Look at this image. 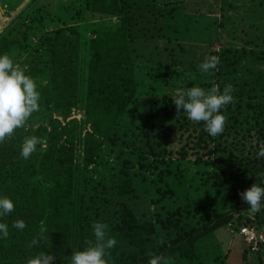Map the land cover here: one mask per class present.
I'll return each instance as SVG.
<instances>
[{"label":"trees","instance_id":"16d2710c","mask_svg":"<svg viewBox=\"0 0 264 264\" xmlns=\"http://www.w3.org/2000/svg\"><path fill=\"white\" fill-rule=\"evenodd\" d=\"M216 1L221 16L200 28L197 0H73L72 24L48 18L47 10L29 0L31 6L11 21L21 19L20 37L10 38L11 22L6 25L0 56L15 51L21 58L14 63L37 82L41 109L0 144V198L15 205L0 218L9 226L8 238H0V264H27L41 251L55 256L84 251L86 241L95 240L92 225L98 221L117 240L104 257L107 264H149V253L169 257L172 264H203L198 243L206 234L221 226L264 225V208L248 215L240 196L255 183L264 187V157L257 158L264 146V99L232 93L235 103L221 110L224 132L212 137L204 122L188 119L183 109L177 115L175 95L163 92L175 81H187L180 89H210L214 80L222 92L233 86L237 63L264 64V51L257 49L264 46L259 31L264 23H257V13L231 31L232 44L213 52L220 59L218 71L201 78L194 61L183 59L182 41L205 31L212 42L217 28L225 30L228 10L240 9L238 0ZM256 6L264 12V0ZM96 16L100 20L92 22ZM90 21L93 27L84 31L80 25ZM146 45L154 52L146 55ZM248 84L245 79L243 87ZM75 112L79 120L71 118ZM230 133L232 139L240 135L238 147L227 148ZM31 136L45 143L25 160L21 148ZM246 137L255 138L257 153L241 148ZM116 138L127 152L118 149V165L108 168L110 183L92 181L89 173L102 152L117 151ZM176 138L197 150L189 156L173 148ZM134 178L148 182L142 186L151 205L148 217L131 204L139 197ZM17 220L26 223L22 231L11 227ZM41 233L45 239L29 247Z\"/></svg>","mask_w":264,"mask_h":264},{"label":"rangeland","instance_id":"374dc122","mask_svg":"<svg viewBox=\"0 0 264 264\" xmlns=\"http://www.w3.org/2000/svg\"><path fill=\"white\" fill-rule=\"evenodd\" d=\"M26 1L29 0H1V9L6 10L7 12L6 16L5 13H1L0 15L2 25L4 21L5 23L8 20L11 22L16 17L18 12H20L24 8H22L21 6ZM72 1L73 0H34L35 6L37 5L40 8H44V10L48 11V13L46 14V16L48 15V18L53 15L54 17L64 20L67 24H72L73 22L76 23L75 18H73V14L75 13L74 7L77 3L73 4ZM197 3H199L200 6V8L196 6L198 11L197 20L200 23L198 25V28H200L203 23L212 21V19L216 15L218 17L221 16L219 12V6L217 4L218 2L216 0H197ZM256 4L257 0H238V2H236V6L240 8L239 11L235 12L233 10H228L224 22L225 24L223 25L225 27V30H221L220 32V30L217 28V37L216 39H213L212 42H207L205 40L204 31L202 32L203 34L201 35V37H190L188 40L182 41L180 43L181 47L184 49L183 59H185L186 61H194V64L197 66V71L201 74V78H203L206 74L200 70L199 66L203 62H205L208 57L213 56V52L221 49L222 46L227 47L230 43L232 44L234 42V34L231 33L233 29L238 32L240 26L244 23H247L250 18L255 17L256 13L258 14L257 23L260 25L264 23V12H261L260 10H258L257 12ZM27 6H31V3L27 4ZM19 8L20 10H17ZM200 14L201 16H199ZM5 18L7 19L5 20ZM98 20L100 19H98V16H96L93 18L92 22H98ZM20 21L21 19H17L16 21H13L9 24L6 32L8 33V36H10V38L16 39L20 37L23 30ZM112 21L116 22V19H112ZM90 23L91 21L89 23L81 24L80 26L84 31H89V26H92V24ZM85 26L87 27L84 29ZM108 27H111V25ZM5 28L6 24L3 29L1 28L2 31L0 29V34L5 33ZM212 29L214 31L215 26L212 27ZM259 31H264V26L263 29ZM33 39L36 40L37 35H34ZM138 40H135L133 42V45L137 43ZM147 46L148 45L144 47L145 54L148 55L150 53H153L155 50L153 49V45L152 47H149V50L146 49ZM162 47L163 45H160L159 50L162 49ZM257 49L260 51H264V46H261ZM15 54L16 52L13 51L10 55L13 61L20 60L21 58L18 59V57H15ZM221 61L226 62L227 60ZM237 67L239 68V73L236 75V79H234L233 94L237 93L243 99H247L248 97L251 98L252 95H254L257 99H264V83L262 79V76H264V64L262 63L260 66H253L247 65L245 62H242L240 63V65L239 63H237ZM256 67H258V69H256ZM181 68L182 67H180L179 69ZM250 75L252 77H250ZM254 75L260 78H256ZM245 79L249 81L248 87L246 88L243 87V85L245 84ZM186 82L187 81L183 83H179L178 81L171 82L168 87L163 88V92L168 93L169 91L171 95H176L177 90H179L180 87L184 86ZM213 83L215 85V80L213 81ZM242 92L243 94H241ZM71 118H76L77 120H79L81 116L80 114L75 112L73 113V116H71ZM175 133V137H177L178 132L175 131ZM232 136L233 133H230L225 137V141H228L226 142L228 149H231L233 145L235 147V144H237L238 147V142L242 141L239 140L240 135H236L238 137L236 139H232ZM125 140L129 141L128 138H126ZM170 140L171 135L168 137V141ZM177 140V138L174 140V144L172 145V147L183 151L184 153H186V155L188 154L189 156H192L197 150L195 149V144L187 146L185 145V142L177 143ZM115 141L117 144V148L115 149H117V151L113 150L112 152L107 149L106 151L102 152L101 158H99V162L96 164V169L92 170L89 173V176L93 177L91 178L92 181L98 182L99 179H101L100 181L104 184L110 183V179L108 176L110 172L108 171V168L110 166L113 167L114 165H118V162L115 159L116 155L118 154V149L122 148L123 151L125 150V152H127V148L121 144L120 138H116ZM136 146L141 145L138 144ZM254 146L255 138L246 137L245 140H243L241 148L243 147V149H246L251 147V149H254L257 153L258 148H254ZM131 159L132 164L134 165V169H136V158L132 156ZM144 175L147 176L148 174L144 172ZM139 180L140 178L133 179L138 189L139 197L132 199L131 204L139 215L148 217L151 214V205L148 199V194L144 193V187H142L145 186L147 188L148 182L142 183ZM249 214L250 213H248V215ZM198 249H200V252L202 254L201 259L203 264H264V249L262 248L258 253L251 251L247 247V245L241 241V239L239 240V238L237 239V237H234L231 234L230 228L228 226H221L215 229L212 233H208L204 237H202L198 243ZM72 254L73 253L62 251L60 254L56 255L54 264H71Z\"/></svg>","mask_w":264,"mask_h":264},{"label":"clouds","instance_id":"9594fccd","mask_svg":"<svg viewBox=\"0 0 264 264\" xmlns=\"http://www.w3.org/2000/svg\"><path fill=\"white\" fill-rule=\"evenodd\" d=\"M220 59L218 56H210L199 67L204 73L218 71ZM37 82L25 72L13 59L5 54L0 56V144L13 137L17 129L23 128L26 122L41 109V94L37 90ZM234 88L231 84L224 87L221 92L218 85L210 89L193 86L187 89H179L172 99L177 115L180 110L187 114L188 119L195 122H204V130L212 137H217L224 132L227 122L226 116L221 114V110L229 104L235 103L232 95ZM44 139L36 136L25 137L21 148V156L27 160L37 151L38 145H43ZM264 157V146L258 152L257 158ZM241 199L249 207L250 214L255 215L264 208V187L253 184L249 189L240 193ZM15 210V205L8 197L0 198V218L10 215ZM12 228L23 230L26 223L17 220ZM94 242L86 241L89 245L84 251H73L71 264H107L104 258L108 255V250L114 248L117 240L109 236L108 225L103 222H95L92 225ZM9 236V226L0 222V238L7 239ZM45 239L43 233L38 238L31 241L29 247H35L40 240ZM149 264H172L169 257L164 255H154ZM55 255L39 252L27 261V264H54Z\"/></svg>","mask_w":264,"mask_h":264},{"label":"built area","instance_id":"2783aa9c","mask_svg":"<svg viewBox=\"0 0 264 264\" xmlns=\"http://www.w3.org/2000/svg\"><path fill=\"white\" fill-rule=\"evenodd\" d=\"M229 228L231 234L241 239L251 251L258 252L260 247L264 246V225H243L237 230L232 226Z\"/></svg>","mask_w":264,"mask_h":264},{"label":"crops","instance_id":"0c3cea01","mask_svg":"<svg viewBox=\"0 0 264 264\" xmlns=\"http://www.w3.org/2000/svg\"><path fill=\"white\" fill-rule=\"evenodd\" d=\"M28 2H29V1H26L24 4L26 5ZM24 4L21 6L22 8L25 6ZM1 5H2V4H1V0H0V15H1V13H5V16H6V15H7V12H6V10H2V9H1ZM17 10H20V8L17 9ZM9 15H10V13H9ZM10 17H11V16H10ZM2 19H3V18H2ZM6 19H7V18H5V20H6ZM10 19H11V18H10ZM9 22H10L9 20H8L6 23H5V21H4V23H3V25H2V23H1V16H0V28L3 29L4 26H5V24L7 25ZM2 29H1V31H2ZM234 237H236V236H234ZM237 239H238V237H237ZM239 240H240V239H239ZM262 248L264 249V246H262L261 249H262ZM261 249H260V250H261Z\"/></svg>","mask_w":264,"mask_h":264},{"label":"water","instance_id":"95a60500","mask_svg":"<svg viewBox=\"0 0 264 264\" xmlns=\"http://www.w3.org/2000/svg\"><path fill=\"white\" fill-rule=\"evenodd\" d=\"M1 29V28H0Z\"/></svg>","mask_w":264,"mask_h":264}]
</instances>
